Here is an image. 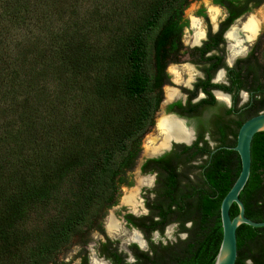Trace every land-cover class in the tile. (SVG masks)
<instances>
[{
    "label": "trees",
    "instance_id": "trees-1",
    "mask_svg": "<svg viewBox=\"0 0 264 264\" xmlns=\"http://www.w3.org/2000/svg\"><path fill=\"white\" fill-rule=\"evenodd\" d=\"M189 1L199 0H0V264L19 256L20 264H54L74 237L94 230L118 205L154 123L168 81L165 70L182 55ZM213 2L227 9L228 19L216 34L209 26L207 42L194 49L200 58L211 50L223 52V32L264 0ZM205 60H213L214 69L223 66L221 55ZM102 67L90 92L106 103L139 106L131 119H122L128 129L113 148L89 154L79 144L90 137L84 118H91V109L78 115L72 98L78 78ZM228 75L229 87L255 89L261 96L254 98L249 116L264 112V66L256 51L236 60ZM216 157L201 186L177 189L174 179H166L156 213L125 217L137 221L132 225L152 253L130 245L137 264H214L222 239L220 204L240 172L239 163L234 177L212 179L220 170ZM239 199L246 218L264 222V132L252 139L250 176ZM229 213L238 214L235 204ZM170 223H178L187 239L167 246L149 241ZM99 233L105 237L102 229ZM104 241L97 255L125 264L127 254L117 243ZM236 242L235 264H264V227L241 225Z\"/></svg>",
    "mask_w": 264,
    "mask_h": 264
},
{
    "label": "flooded vegetation",
    "instance_id": "flooded-vegetation-1",
    "mask_svg": "<svg viewBox=\"0 0 264 264\" xmlns=\"http://www.w3.org/2000/svg\"><path fill=\"white\" fill-rule=\"evenodd\" d=\"M221 7L227 11L225 7ZM249 14L250 13H245L243 15H240L237 19L240 18L242 22L246 18H248L246 16ZM237 19H235L230 25H233V23ZM238 35L240 36V34ZM228 42L224 40L223 52H221L220 54L216 50H211L209 52H206L203 55V58H200L199 53H196L194 51L195 48H185L183 46V52L179 61L177 63L169 64L175 65L177 67H180L184 63L195 65L197 67V70L203 73L204 79H198L194 85V90L189 91L188 89L184 88L182 84H172V77L166 74L168 77V81L162 86V99L158 105L157 111L155 112L154 123L152 127L155 128L156 120L161 116L169 117L175 123L177 122V125L181 127L180 129L183 133H186V138L183 141L169 140L166 148L156 154L146 155L144 153V149H142L143 155L145 157L143 156V161L139 167V177H137V179L140 178L151 180L153 173H155L156 176L154 187H152L151 189L147 188L146 186H139L137 184V186L141 187L143 190H138L137 197L140 205L137 206L136 213L139 212V209H142L143 212L144 208L148 209L149 215L158 211L153 208H155V204H157L158 202L157 200L161 199L160 196L166 187V179H174L178 185L177 189H182L183 187L189 184L194 185L195 188L201 186L203 183H205L204 179H210L208 173L210 168L215 166V159L217 158L216 155L221 159L220 162L216 164V167L220 170L217 172V176L212 179H230L236 175L240 159L238 154L233 150V148L236 145L237 133L240 126L243 122H245L251 117L249 115L252 111V105L254 103V97L256 96V94H254L255 89L250 90L241 88L251 93L253 98L250 99L247 104H244L243 107H240L241 98L239 96V92L241 89H237L235 85L232 87L228 86L229 88L226 89L227 87H225L223 83H211L213 77L217 75L218 69L220 68H224L226 70L227 80L229 82L228 69L231 68L227 67L226 60H231L232 58L230 49L228 50ZM226 51L229 52V55L226 53ZM213 55H221L223 59V66L214 69V61L205 60V58L211 57ZM184 78L186 80V75L184 76ZM166 85L168 86L167 88H173L176 90L178 89L180 93L186 94V96L178 95V97L175 98L174 101H167L165 97ZM213 90H216L215 95L231 93L232 108L230 110L225 108L222 102H218L215 99V96L213 95ZM201 91L207 94V99L199 100L198 103H193V100L198 96V93ZM193 133H195V140L192 139ZM206 135L209 136V139H206ZM160 140H162V137L160 135H157L156 143L159 144ZM189 142L191 143L190 147L187 146V143ZM142 151L140 157L142 155ZM153 193L154 198L152 197ZM141 200H143L144 202L143 206H141ZM129 210L130 212L125 214L123 216V219L126 225L133 228V222L137 223V221L129 222V220L125 218L127 215H130L131 217L138 220L146 216L141 213L139 217H136V213L133 214V212H131V209ZM173 224L174 223L168 224L165 227L164 232L166 228ZM103 228L105 230V225ZM164 232L163 234H160V236H163ZM180 233L182 232L179 231L178 227L177 234ZM151 235L149 237V241H151ZM84 258L86 259V264H89L90 258L87 256H81L80 260L83 261ZM105 261L107 260L104 259L103 262ZM107 262L109 263V261Z\"/></svg>",
    "mask_w": 264,
    "mask_h": 264
},
{
    "label": "rangeland",
    "instance_id": "rangeland-1",
    "mask_svg": "<svg viewBox=\"0 0 264 264\" xmlns=\"http://www.w3.org/2000/svg\"><path fill=\"white\" fill-rule=\"evenodd\" d=\"M192 5H196L197 8L191 9L190 6ZM262 5H264V3ZM262 5L257 9L252 10L250 14L247 15L248 17L253 16L256 19L261 20V25L259 29L260 34L255 39V41L251 43V46H249V48H248L249 44H245L244 46L248 48V53L246 54V56L251 52L252 49H254L256 51V56L258 61L261 63L262 66H264V14H261V12L258 11L261 9ZM92 11L93 8L91 7V12ZM203 15H205V17H203ZM183 16L184 19L187 21V25L183 29L182 40L188 41V44L190 45L193 41V34L195 30L191 29L190 27L189 17L195 16L197 18H203V23L208 24V19L205 9L202 7V0L189 1L186 9L184 10ZM236 26L240 27V25H236ZM91 29L93 30L92 25H91ZM185 29H188V31L186 32ZM182 44L185 48H188V46H186L184 43ZM226 53L229 55L228 51H226ZM104 72H105V68L102 67L101 69L92 72L89 75L78 78V83L80 87L78 89H75V91L73 92L75 97L72 98V103L76 107L78 115H81L83 117L84 116L82 114L83 110L86 108L91 109V118H89L88 120L84 118V123L88 125L87 130L88 128L91 129V132L87 131L90 137L86 138L85 143L81 142L79 144L80 150L84 153L86 152L89 154H96L97 152H101L105 149L113 148L118 137L123 133H125L126 130L128 129L129 124L127 123L123 124L122 119L125 118L126 120H128V117L131 119L135 115L139 106V103L136 101L110 104V103H106L105 101L93 95L90 92V90L92 89L94 83L100 78H102ZM121 120H122V124L118 122ZM84 123H82V125H84ZM154 137H156V132H155V128L152 127L151 129L148 130V132L145 134V136L142 139V149H144L143 147L145 142ZM143 156L144 155L142 151V155L138 161L136 168L128 176V181L131 183V186L121 188V192H120L121 200L119 199L118 205L106 211L99 225L94 230L85 231L83 234L74 237L70 246L62 249L58 253V255L55 258L54 264H63V263L65 264V259L69 255L72 256V264H74L75 260L77 258L80 259L81 256H87L90 258V255L93 250H95L96 253L95 258L104 261V258H100L97 255L96 248L99 242H101V238L104 241L105 237L107 236L109 240L117 243L118 251L123 252L124 254L127 255L130 254L128 248L130 245H133L135 243L130 244V239L132 237L131 235L132 228L126 225L123 219V216L130 212L129 210L130 208L128 207L129 208L128 209L127 206L125 207V205L122 202V199L123 196L128 194L131 190H135L136 188H138V190L142 189L141 187L137 186L136 180L137 177H139L138 176L139 166L143 161ZM141 213H143L142 209H139V212L136 213L137 215L136 217H139ZM110 216L116 218V219L114 218V220L117 221L121 229V231H117L112 235H108V233L105 232L106 227L105 230L103 228L104 225L106 226L107 218ZM101 229L104 231L105 237L99 233ZM174 235L176 239H179V234H177V229H175ZM163 236H165V232ZM168 243H173V242L169 241ZM20 260H21V256L13 259L12 261L6 264H20Z\"/></svg>",
    "mask_w": 264,
    "mask_h": 264
},
{
    "label": "clouds",
    "instance_id": "clouds-1",
    "mask_svg": "<svg viewBox=\"0 0 264 264\" xmlns=\"http://www.w3.org/2000/svg\"><path fill=\"white\" fill-rule=\"evenodd\" d=\"M202 7L205 9L208 24L203 23V18H197L195 16H190V27L191 29H194V39L193 42L189 45L188 41L182 40V43H184L186 46L191 48H202L204 46V43L208 40V28L211 27V31L213 34H216L220 31V25L224 23L228 19V13L225 9H223L219 4H216L213 2V0H202ZM191 9H196V5L190 6ZM261 12V14H264V5H262L261 9L258 10ZM251 19V17H250ZM187 32L188 29H185ZM239 31H245V29L241 28ZM237 32V28L235 26V23L233 25H230L227 30L223 33V39L225 41H230L234 39V34ZM260 32L259 30H256L252 35L247 37V41H245L243 38L236 43H233V51H232V59L226 60V64L228 68L234 67V62L236 59H242L246 58V54L248 53L247 47H242L243 44L246 42L251 44L255 41V39L259 36ZM208 55V54H206ZM184 70V74L181 73V71L178 70L177 66L175 65H169L166 68V74L172 77L171 83L174 85H183L184 88L188 89L189 91L194 90V85L197 82L198 79H204V75L202 72L197 70V67L195 65L184 63L180 66ZM186 74V80L184 78V75ZM211 83L213 84H219L223 83L225 87L230 86L228 80H227V72L224 68L218 69L217 75L213 77ZM168 87L167 85L165 86ZM215 91L213 90V95L215 96V99L218 102H222L224 107L227 109L232 108V95L231 93H223L221 95H215ZM178 95H185L183 93H180L179 90H173L171 91V94L168 96L169 101H174V98ZM240 96V107H243L244 104H247L250 99H252L251 93L248 91L241 89L239 92ZM256 100H260L261 96L256 95L254 97ZM207 99V94L203 91L198 93V96L193 100V103H198L199 100ZM192 139L195 140V133H193ZM206 139H209V136L206 135ZM187 146H191V143H187ZM155 176L156 174H152V179L147 183L146 187L151 189L154 187L155 184ZM152 197L154 198V193L152 194ZM143 200H141V206H143ZM135 214V213H133ZM143 215L147 216L149 215L148 209H143ZM158 222V218H154ZM191 222H187L185 224V227L191 228ZM179 227L178 224L174 223L171 227L166 228L165 230V236H160V233L158 230L154 231L152 233L151 242L153 244H160L163 246H167L168 242L171 241L173 243L176 242V237L174 235L175 229ZM132 231V237L130 239V244L135 243L140 251L142 252H148L149 255H152L148 241L143 238V233L140 232L138 229L133 227L131 229ZM179 239L185 240L187 239V233H180ZM101 242L103 239L101 238ZM95 250L92 251L89 259V264H100V260L95 258ZM65 264H72V256L69 255L65 259ZM74 264H82V261L80 259H76ZM110 264V262H109ZM125 264H137L135 256L127 255V258L125 260ZM245 264H252L250 260L245 261Z\"/></svg>",
    "mask_w": 264,
    "mask_h": 264
},
{
    "label": "water",
    "instance_id": "water-1",
    "mask_svg": "<svg viewBox=\"0 0 264 264\" xmlns=\"http://www.w3.org/2000/svg\"><path fill=\"white\" fill-rule=\"evenodd\" d=\"M246 19L241 22L239 18L234 23L241 27ZM249 46L251 44L248 45V48ZM262 132H264V112H260L243 122L238 130L236 145L233 150L238 154L240 159V172L220 204L222 239L214 264H235L237 258L236 231L238 227L241 225L252 228L264 227V222H254L245 217L244 206L239 199V194L245 187L250 176L252 139L256 134ZM233 204L237 206L238 214L234 218H231L229 211Z\"/></svg>",
    "mask_w": 264,
    "mask_h": 264
},
{
    "label": "bare ground",
    "instance_id": "bare-ground-1",
    "mask_svg": "<svg viewBox=\"0 0 264 264\" xmlns=\"http://www.w3.org/2000/svg\"><path fill=\"white\" fill-rule=\"evenodd\" d=\"M250 17L246 19V21L241 25L240 28L236 27L237 32L234 34V39L229 41L230 43L229 49H230L231 54L233 51V47H232L233 43L239 42L242 38L245 41H247L248 36L252 35L256 30L260 29L261 20L256 19L253 16H250ZM241 28L245 29V31H239V29ZM238 34L242 36L240 37ZM193 39H194V34H193ZM246 44L248 43L246 42ZM242 47H244V44L242 45ZM231 58H232V55H231ZM177 68L179 71H181L182 74H184V70L181 67H177ZM173 90H176V89L166 88L165 97L167 101H169L168 96L171 94V91ZM180 128L181 127L177 125V122L175 123L169 117L161 116L160 118H158L156 120V125H155L156 137L149 139L148 141L145 142L144 153L146 155L159 153L164 148H166L169 140H175V141L185 140L186 133H183ZM157 135H160L162 137V140H160L159 144L156 143ZM149 181L150 179L138 178L137 184L139 186H146ZM137 196H138V189H135V190H131L122 199L123 204L129 207L133 213H136V208L137 206L140 205ZM105 227H106V232L108 233V235H112L116 233L117 231H121L119 224L117 223V221L114 220L112 216L107 218ZM100 264H107V263L100 260Z\"/></svg>",
    "mask_w": 264,
    "mask_h": 264
}]
</instances>
